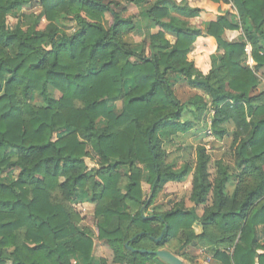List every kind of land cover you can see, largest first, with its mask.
Segmentation results:
<instances>
[{
    "label": "trees",
    "instance_id": "1",
    "mask_svg": "<svg viewBox=\"0 0 264 264\" xmlns=\"http://www.w3.org/2000/svg\"><path fill=\"white\" fill-rule=\"evenodd\" d=\"M29 1L0 0V176L4 170L18 171L12 183H2L0 177V264L8 250L12 264H75L74 258L96 264L93 234L78 226L68 206L79 191L105 200L95 211L103 219L96 238L111 249L112 264H151L157 258L154 252L167 251L172 240L182 237L179 246H208L219 264H264V99L258 103L251 96L256 75L243 66L247 45L255 69L264 66L259 45L264 0H222L253 30L244 42H225L221 30L237 26L222 18L210 23L206 35L215 40L222 57L207 73L188 59L195 34L169 19L166 7L143 10L159 30L150 37L155 50L143 52L125 40L130 19L100 0H39L40 14L27 30L9 29L7 16ZM173 8L191 17L200 13L187 6ZM61 17L74 23L73 33L58 24ZM166 33L176 38L172 46L164 39ZM171 76L203 93L186 105L198 113L212 109L213 136L221 140L226 125L234 126L231 146L238 173L230 195L228 168L216 161L211 179L210 156L205 147L196 149L189 200L204 207L200 218L181 204L145 215L164 185L190 171L187 165L174 170L164 161L161 136L193 129L191 122L181 121L185 104L176 98ZM49 88L60 96L51 97ZM31 94L42 105H33ZM117 100L119 113L109 109ZM100 120L102 127L97 126ZM8 149L16 152L14 160L5 158ZM89 152L97 168L92 176L87 174ZM137 166L147 170L146 201ZM122 168L127 171L121 173ZM55 194L59 202L53 200ZM125 205L137 208L133 216L119 213ZM115 218L119 225L111 228ZM196 221L201 222L200 235L192 233ZM179 248L167 252L178 257Z\"/></svg>",
    "mask_w": 264,
    "mask_h": 264
},
{
    "label": "rangeland",
    "instance_id": "2",
    "mask_svg": "<svg viewBox=\"0 0 264 264\" xmlns=\"http://www.w3.org/2000/svg\"><path fill=\"white\" fill-rule=\"evenodd\" d=\"M105 3H109L111 8L118 11L122 17L128 18L131 21V26L124 29V35L126 42L135 51L148 52L149 50H155L151 44V36L158 33V29L154 23L150 22L143 15V10H147L154 5L166 7L169 11L168 18H173L174 21L184 26L190 32L196 36V41L193 44L191 52L188 55L190 61H196L201 65L203 73H207L212 68L219 66V60L221 59V50L215 40L212 37L206 35L207 28L210 23L222 18L227 22L237 26L235 30L222 29L220 37L225 42H244L246 41L247 33L252 32V27L249 23L242 24L240 18L233 13L231 5L224 3L222 0H143L140 4L129 3V0H100ZM178 7L187 6L188 9L200 10V13L191 17L188 11L176 10L173 6ZM41 7L39 0H30L24 6L16 9L7 16L6 24L9 29H13L16 26H20L23 30H27L31 24H33L35 18L40 14ZM168 20V19H167ZM108 22V16H104L102 24L106 25ZM64 30L71 34L75 29L74 23L66 17H61L58 23ZM45 23L41 24L39 29H42ZM164 39L172 46L175 44L176 38L174 35L165 34ZM152 43H151V42ZM259 45L264 50V39L260 40ZM249 46V45H247ZM159 51V49H157ZM251 52V51H250ZM251 56V53H250ZM243 66L251 69L257 79V84L254 90L251 92V96L257 98L258 103H262L264 99V66L255 69V63L252 58L251 61H246ZM171 81L174 85V94L181 104H185L181 121L191 122L193 129L186 134H178L176 136L164 137L161 136L162 148L165 154V164L171 165L174 170H179L183 166L190 167V171L187 175L178 182H171L164 185L151 205L148 207L145 215L153 216L163 214L167 211L176 208L179 204L183 205L186 210H193L198 218L202 216V206H194L190 200L191 181L196 160V149L199 146L205 147L207 154L210 156L209 172L211 179L215 176L216 161H221L224 166L229 170L232 175L231 179L227 183L226 193L230 195L234 189V176L238 173L234 165L233 148H232V132L234 126L232 124L226 125L227 134L223 139H218L210 133V121L212 117V109L208 111L198 113L186 105L187 101L195 95H203L200 90L193 89L188 84L178 78L171 76ZM127 90L130 87L126 88ZM48 93L53 98H58L60 94L52 88H49ZM262 96V98H261ZM29 101L35 105L40 106L41 100L36 94H31ZM109 109L115 113H119L121 109V100H117L109 103ZM98 127L104 126L102 120L97 122ZM71 132L68 130L62 134H57L56 138ZM5 158L14 160L16 158V152L13 150H7ZM86 162L88 165L87 174L92 176L96 171L94 165V156L91 152L87 155ZM115 162V160H111ZM141 172V191L142 201H146L149 195L150 186L147 184V170L143 166H137ZM126 168H122L121 173L126 172ZM18 175L17 170H4L1 173V182L5 184L12 183ZM100 191V190H99ZM57 194V193H56ZM53 195V200L59 202L58 195ZM98 194V191H97ZM105 202L103 199H98L93 196L91 192L79 191L75 198L69 203L70 210L78 217V226L81 229H88L93 234L94 248L93 258L96 264H100L101 260H104L106 264H112L113 253L109 247L98 241L96 236L98 234V224L102 222V218L95 216V211L101 208V205ZM137 210L136 207H130L125 205L119 213L134 215ZM112 227L119 225V220L113 219L111 223ZM202 232V226L200 221H196L192 226L193 235H200ZM182 237V236H181ZM182 239L172 240L167 246L166 250L175 251L178 253V258L184 264H219L212 258V252L208 246L200 245L185 248L179 246ZM262 240V238H261ZM230 251V249H228ZM8 250L5 252V258L7 259L4 264H12L9 259ZM175 252V253H176ZM75 264H85L78 259H73ZM87 264V261H86ZM151 264H165L159 258L152 261Z\"/></svg>",
    "mask_w": 264,
    "mask_h": 264
},
{
    "label": "water",
    "instance_id": "3",
    "mask_svg": "<svg viewBox=\"0 0 264 264\" xmlns=\"http://www.w3.org/2000/svg\"><path fill=\"white\" fill-rule=\"evenodd\" d=\"M160 241V238L157 239V242ZM128 250H131L128 247ZM134 251V250H132ZM137 252L139 253H147V251L145 250H137ZM150 253V252H148ZM154 255L159 258L160 260H162L165 264H184L178 257H175L174 255L170 254L169 252L165 251V250H159L154 252Z\"/></svg>",
    "mask_w": 264,
    "mask_h": 264
},
{
    "label": "built area",
    "instance_id": "4",
    "mask_svg": "<svg viewBox=\"0 0 264 264\" xmlns=\"http://www.w3.org/2000/svg\"><path fill=\"white\" fill-rule=\"evenodd\" d=\"M251 51V48L249 47V46H247L246 48H245V52H246V54H247V57H248V59H247V61L248 60H250L251 61V56H250V52Z\"/></svg>",
    "mask_w": 264,
    "mask_h": 264
},
{
    "label": "crops",
    "instance_id": "5",
    "mask_svg": "<svg viewBox=\"0 0 264 264\" xmlns=\"http://www.w3.org/2000/svg\"><path fill=\"white\" fill-rule=\"evenodd\" d=\"M196 62V61H195ZM197 63V62H196Z\"/></svg>",
    "mask_w": 264,
    "mask_h": 264
}]
</instances>
